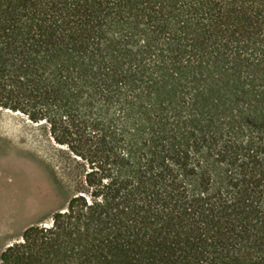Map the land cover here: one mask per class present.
I'll return each mask as SVG.
<instances>
[{
	"label": "trees",
	"instance_id": "16d2710c",
	"mask_svg": "<svg viewBox=\"0 0 264 264\" xmlns=\"http://www.w3.org/2000/svg\"><path fill=\"white\" fill-rule=\"evenodd\" d=\"M0 109L66 197L0 264H264V0H0Z\"/></svg>",
	"mask_w": 264,
	"mask_h": 264
},
{
	"label": "rangeland",
	"instance_id": "374dc122",
	"mask_svg": "<svg viewBox=\"0 0 264 264\" xmlns=\"http://www.w3.org/2000/svg\"><path fill=\"white\" fill-rule=\"evenodd\" d=\"M54 144L20 114L0 109V254L30 225L48 222L66 200Z\"/></svg>",
	"mask_w": 264,
	"mask_h": 264
}]
</instances>
